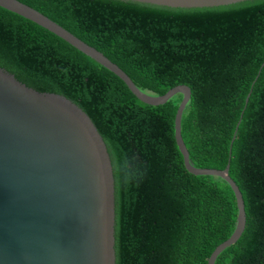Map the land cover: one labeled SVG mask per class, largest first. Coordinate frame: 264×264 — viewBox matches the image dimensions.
Wrapping results in <instances>:
<instances>
[{
  "label": "trees",
  "instance_id": "trees-1",
  "mask_svg": "<svg viewBox=\"0 0 264 264\" xmlns=\"http://www.w3.org/2000/svg\"><path fill=\"white\" fill-rule=\"evenodd\" d=\"M28 5L101 51L140 89L161 95L190 88L181 117L190 162L229 163L246 215L241 236L214 264H264V0L189 8L124 0ZM0 40L14 66L89 115L119 160L120 264H207L233 232L238 208L227 181L184 166L174 137L182 94L147 104L93 58L7 9L0 11Z\"/></svg>",
  "mask_w": 264,
  "mask_h": 264
},
{
  "label": "water",
  "instance_id": "water-1",
  "mask_svg": "<svg viewBox=\"0 0 264 264\" xmlns=\"http://www.w3.org/2000/svg\"><path fill=\"white\" fill-rule=\"evenodd\" d=\"M0 0L116 74L141 101L164 104L181 93L174 137L185 168L231 186L238 208L231 235L208 257L241 236L246 223L241 191L223 169L195 167L181 135L191 90L180 84L156 95L140 89L101 51L28 3ZM148 7H212L247 0H124ZM245 99V103L248 100ZM242 114V113H241ZM236 124L234 136L237 131ZM120 164L89 115L62 92L14 66L0 40V264H120Z\"/></svg>",
  "mask_w": 264,
  "mask_h": 264
}]
</instances>
